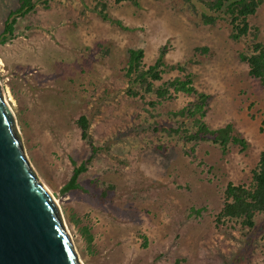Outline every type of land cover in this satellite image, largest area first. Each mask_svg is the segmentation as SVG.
<instances>
[{"label":"rangeland","instance_id":"374dc122","mask_svg":"<svg viewBox=\"0 0 264 264\" xmlns=\"http://www.w3.org/2000/svg\"><path fill=\"white\" fill-rule=\"evenodd\" d=\"M32 1L0 40V82L83 264H264V228L252 234L240 219L218 220L227 186L249 184L264 151V83L241 59L264 44V5L234 40L226 18L206 24L187 0ZM19 5L0 0V33ZM137 48L145 66L165 49L163 80L191 74L209 95L206 123L233 124L248 147L224 153L201 141L191 150L175 130L190 123L176 113L193 96L129 91L128 51Z\"/></svg>","mask_w":264,"mask_h":264},{"label":"trees","instance_id":"16d2710c","mask_svg":"<svg viewBox=\"0 0 264 264\" xmlns=\"http://www.w3.org/2000/svg\"><path fill=\"white\" fill-rule=\"evenodd\" d=\"M115 1L119 3L125 0ZM187 1L199 6L203 22L206 24H215L221 15L226 18L231 23V37L234 40H240L249 33L251 29L250 18L264 5V0ZM35 6L36 3L32 0H20L19 7L9 12L4 30L0 33V40L5 41L8 37H11L18 18L34 10ZM164 54L165 49H162L157 61L153 65L145 66L143 63V50L139 48L129 49L126 67V76L130 83L129 91L133 90L132 87H141L144 93L153 94L160 100L170 99L173 94L178 92L193 96L194 100L176 113L189 119L190 123L188 125L183 123V129L175 130L177 133L181 132L180 138L184 143L191 142L193 144L191 150H194L195 146L201 141H211L217 144L224 153L228 151L231 145H238L242 149H246L248 147L247 140L236 132L233 124L229 123L223 127L212 128L206 123L205 116L208 111L209 95L195 89L192 85L191 74L188 73L182 77L177 76L167 81L163 80L164 69L162 67L166 66ZM241 59L247 62L250 76L260 79L264 83V44L253 42L241 53ZM175 66L178 65L172 67ZM158 82L161 84L157 85ZM134 94L136 93L134 92ZM78 121L81 124L83 138L88 139V122L84 117H80ZM262 127V130H264V118ZM83 168V166H80L74 169L68 187L75 186V180ZM260 213L264 215V151L259 154L249 184L235 185L229 183L226 188V201L218 214V220L240 219L244 227L248 228L250 232H255L256 229L261 230L264 228V224L259 225L255 218Z\"/></svg>","mask_w":264,"mask_h":264},{"label":"water","instance_id":"95a60500","mask_svg":"<svg viewBox=\"0 0 264 264\" xmlns=\"http://www.w3.org/2000/svg\"><path fill=\"white\" fill-rule=\"evenodd\" d=\"M0 264H83L0 82Z\"/></svg>","mask_w":264,"mask_h":264}]
</instances>
